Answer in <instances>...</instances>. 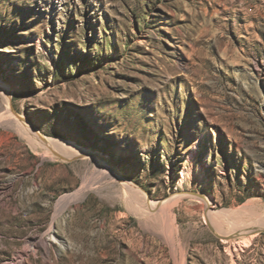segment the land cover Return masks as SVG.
Returning a JSON list of instances; mask_svg holds the SVG:
<instances>
[{
	"label": "rangeland",
	"instance_id": "1",
	"mask_svg": "<svg viewBox=\"0 0 264 264\" xmlns=\"http://www.w3.org/2000/svg\"><path fill=\"white\" fill-rule=\"evenodd\" d=\"M112 170L264 219V0H0V264H264V231L133 211Z\"/></svg>",
	"mask_w": 264,
	"mask_h": 264
},
{
	"label": "bare ground",
	"instance_id": "2",
	"mask_svg": "<svg viewBox=\"0 0 264 264\" xmlns=\"http://www.w3.org/2000/svg\"><path fill=\"white\" fill-rule=\"evenodd\" d=\"M3 96L5 99V103L10 104L9 93L6 90ZM10 115H12L16 120H19V121L21 120L12 111ZM20 123H22V125L24 126L23 122H20ZM21 132L23 133V135H27L25 137L28 139L32 138V139L39 140V141H41L42 139L41 144L43 143V139H44L46 143L51 144V145H56V146L62 145L67 148L68 147L72 148L78 152H86L84 149L73 144L72 142H66V141L64 142L58 138H53V137H44L35 128H33L30 125H25L23 129L21 130ZM113 173L116 176H118L117 177L118 182L121 184L123 195L130 209L138 213H141V214L145 213L153 217L162 218V213L165 208H170L174 206L175 204H177L179 200H182L183 198L188 197L189 199H194L198 203H200L201 207L202 206L205 207V208L204 207L202 208L205 211V219L211 228L213 227L214 230L218 231L217 234L219 235L222 234L224 236H227V239H229L230 236L236 237V239H233V240L235 241V244H238L241 247L249 246L251 243V239L254 237L256 232H258L259 230H264V219L261 222H258L256 226L254 225H251L248 227L242 226V223L244 222L243 220L250 217L247 214L257 215L259 213V211L255 208H254V213L251 212L252 208L251 206H249L250 203H246L245 206L238 208V209L214 211L210 209L213 203L211 202V199L209 197L201 196L199 194H195L191 192H182V193H179L178 195H174L169 198L160 199V200H151L146 194V192L142 190L139 186H137L136 184H133L130 181H127L121 178L114 171ZM83 191L84 190H80L73 194L63 196L59 200L56 214H59L68 204L80 199L81 196L84 194ZM223 223L225 224L227 223L230 226V230L232 231L222 229L221 225ZM227 250L230 251L229 248H227Z\"/></svg>",
	"mask_w": 264,
	"mask_h": 264
},
{
	"label": "water",
	"instance_id": "3",
	"mask_svg": "<svg viewBox=\"0 0 264 264\" xmlns=\"http://www.w3.org/2000/svg\"><path fill=\"white\" fill-rule=\"evenodd\" d=\"M55 154V153H54ZM56 155V154H55ZM56 156H58L59 158H62L63 159V157L62 156H59V155H56ZM210 227V226H209ZM211 228V227H210ZM212 229V228H211ZM259 231H264V230H259Z\"/></svg>",
	"mask_w": 264,
	"mask_h": 264
}]
</instances>
